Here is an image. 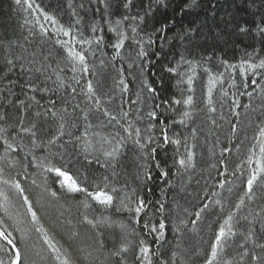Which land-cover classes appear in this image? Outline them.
I'll use <instances>...</instances> for the list:
<instances>
[{"label": "trees", "instance_id": "trees-1", "mask_svg": "<svg viewBox=\"0 0 264 264\" xmlns=\"http://www.w3.org/2000/svg\"><path fill=\"white\" fill-rule=\"evenodd\" d=\"M124 2L125 0H108L110 4L108 15L112 21L122 19L124 15L142 16L144 20L142 23L139 20L123 21V27L129 35H132V27L137 28L139 35L136 39L140 40V43L126 40L120 50V56H116L115 50L110 46L116 40L115 33L109 30V24L102 19L103 5L97 0H35V4L44 12L55 17L65 28H70L76 39L94 40L95 35L104 37V42L99 47L95 43L91 46L87 44L83 46L88 50L86 54L89 73L81 74L73 73L66 66L67 50L55 43L57 39L66 41L69 37L63 36L62 33L59 35L53 33L54 26L50 22H45L39 12L29 14L18 10L14 0H0V45H2L0 91L9 86L6 78L8 74L3 71V48L7 47L9 42L25 43L26 36L32 40L31 44L26 45L30 50H43L45 56L50 54L47 62L57 69V74L64 80L66 86L60 88L55 96L51 92L45 94L43 98L37 95L41 104L47 106L49 99L56 98L59 109L60 97L64 96L72 104L79 103L81 108L88 111L87 98L80 94V89L86 80H91L102 108H107L116 115L117 121L109 123L108 117L103 116L102 112L91 111L89 121L93 124V128L90 132H99L110 139L115 137L114 143L121 137L126 139L115 168H105L103 156L100 158L101 163L88 164L79 154L78 149L67 145V152L72 162L65 165V170L74 176L87 174L89 178L87 186L90 191L94 190L91 184L93 178L99 182L104 175H108L111 184L121 190L118 195L123 196L125 192L131 195L134 191L141 197L148 207V213L141 214V223L151 217L154 222L163 219L167 225L165 243L161 247L164 256H168L171 251L179 253L183 249H190L193 253L204 252L208 250L213 234L218 232V226L226 218L225 213L228 210L235 211L234 205L239 203V198L246 191L247 177L251 169L257 167L255 163L248 164V157L256 144L254 137H258L257 126H264V93L261 92L264 80L249 76V81L257 79V85L247 89L253 93L251 98L242 95L245 89L238 87L242 80L238 67L226 72L221 62L227 61L229 64L239 66L247 59V54H254L256 51L264 57V34H261L257 28V25L264 26V0H198V7L187 10L184 6L189 0H165L166 7L158 5L155 0H133L131 10L123 7ZM81 4L84 8L80 7ZM97 8L100 11H97ZM149 9H151L150 13ZM37 16L41 17L39 23L47 27L48 37L40 34L39 24L36 23ZM26 19L29 21L27 24ZM77 19L80 20L79 24L75 23ZM94 24H98L103 31L94 35L91 31ZM161 26H165V31L154 34V30ZM239 26L246 27L248 32H239ZM111 27H115V24L113 23ZM189 27L199 29L198 34L191 41L182 35ZM30 31L34 35L30 36ZM149 36L155 43H148ZM75 48L81 50L79 44H76ZM141 48L147 52V56L139 55ZM182 56L192 63H185L181 60ZM170 67L175 68L176 72H169ZM232 71H235L237 86H233V76L229 74ZM221 73L222 79L212 86V103L209 105V76H217ZM73 76L80 79L79 85L75 84ZM189 78L193 81L191 85L187 83ZM10 79L15 82L10 85L14 95L8 98L13 104L17 102V97L27 100L26 77L17 70L10 74ZM56 79L57 75H53L52 80ZM121 79L127 86L126 91H123L124 86L119 83ZM52 80L48 81L47 86L54 89L57 85L53 84ZM67 85L75 86L78 94L73 96ZM148 86L156 89V92L150 93ZM189 95L193 97L191 108L186 105L171 104V101L183 100ZM234 101H238L240 106L237 107ZM158 104L161 107L156 108ZM68 107L71 113V104ZM212 108L215 109L214 112L211 111ZM151 110L157 112L156 120H152L147 115ZM0 111L14 115L17 109L12 104H8L6 99H0ZM184 111H189L190 117H184ZM124 112L128 113L126 118L123 116ZM76 115H80L79 109L76 110ZM180 119H185L186 123L180 125L178 123ZM129 121L141 129V143H146L149 136L153 138V143L143 150L140 149L133 138L128 137L121 128V124L127 128ZM79 123L83 125V120L81 119ZM150 124L154 127L149 130ZM233 124L236 125L235 132H233ZM165 127L170 138L181 140L179 147L163 141L160 133ZM193 129H195L194 136ZM117 133L119 136L116 135ZM91 138L94 141L98 139ZM152 147L156 148V152L154 156L149 157L148 149ZM186 149L194 154L195 167L182 169L177 161L182 156L186 157ZM256 152L257 155L252 157L253 161L259 158L258 147ZM35 155L37 160L35 164L29 165L27 179L16 176L17 169H6V178L20 180L25 188V195L32 202L33 210H38L42 216L44 229H53L56 233L54 242H58V247L62 246L64 251L70 253L73 264H115L114 258L109 259V253L114 247L119 246L133 227L139 229L131 219V214L126 211L118 214L114 208L104 209L103 214H99L93 209V206L99 209V205L94 202H91L92 209L85 208V194H68L66 190L60 188L54 173H46L36 167L47 153L36 151ZM52 162L60 163L58 158ZM157 164L160 167H156ZM163 172H167L168 175L163 176ZM145 173L151 179H146ZM44 175H48L55 183L49 184L44 180ZM261 179H264V174ZM32 180H35L36 184H33ZM81 183L85 182L81 180ZM221 184L223 187H220ZM259 184L258 180L257 185H254L256 193L254 199L248 200L245 197L247 206L237 213L242 225L246 224L243 215H247L251 208L259 211L260 197L264 195V189L259 188ZM44 188L48 189V195H41ZM57 190H61L60 192L64 194L57 193L58 198L51 197L49 192H57ZM0 191L8 197L6 205L8 215H5L4 208L0 207V219L5 221L4 227L13 234L15 227L9 226L7 221L9 205H21L18 197L20 195L16 194L17 191L10 184H0ZM44 196L46 202L40 199ZM48 196L58 203L56 209L49 206L51 200ZM216 201L220 203L217 204ZM0 203H3V197H0ZM160 203H163L165 208L163 216L157 211ZM205 204L208 208L201 214V218L196 220L195 213ZM221 205L225 212H219ZM116 206H119L118 201ZM22 212L24 211L21 210L19 213ZM85 215L94 221H99L102 217H110L115 226L100 225L93 228L83 221ZM182 220L187 221L186 228L180 223ZM193 220H196L195 224L192 223ZM17 222L16 225L20 227L22 220L17 219ZM120 224L127 226V233L121 232ZM175 226L181 228V233L174 231ZM256 227L259 229L260 225L257 224ZM240 231L243 229H239L236 237L228 238L222 255L232 260L234 264H248V258L241 260L240 257L243 249L239 245L244 243ZM70 233L79 235L70 240ZM13 237L21 250L23 248L24 264H55L51 259L50 251L39 242L35 234V239L32 240L39 252L31 249L28 239L21 240L14 235ZM127 239L132 244V250L127 254V264H138V261H134L138 237L127 235ZM148 239L152 241V237ZM99 241H103V248L100 247ZM3 245L4 243L0 241V247ZM246 247L251 248L252 245L249 243ZM259 251L256 249L257 253ZM0 256H3V253H0ZM190 264H202L201 257L193 254Z\"/></svg>", "mask_w": 264, "mask_h": 264}, {"label": "snow or ice", "instance_id": "snow-or-ice-1", "mask_svg": "<svg viewBox=\"0 0 264 264\" xmlns=\"http://www.w3.org/2000/svg\"><path fill=\"white\" fill-rule=\"evenodd\" d=\"M99 4L103 5L102 19L109 24V30L115 33L116 40L111 43L110 46L115 50L116 56H120V50L124 47L126 40H134L137 44L140 40L136 37L139 35L137 28L132 27L131 33H129L123 27V21H137L141 23L144 20L142 16H129L124 15L122 19H117L115 21L111 20L108 15L110 4L108 0H97ZM158 5L167 6L165 0H155ZM15 5L18 10H22L26 13L39 12L43 17L45 22H50L53 27V33L59 35L63 34L65 37H69V40L55 41L59 44L61 48L67 50V56L65 57V64L73 73L80 72L81 74L89 73V63H88V52L84 49V45L87 44L91 46L93 43L99 47L104 42V37L102 35H95L102 32L103 29L99 27L98 24H94L91 28L92 33L95 35V39H76L73 37L71 29L65 28L63 25L59 24V21L44 12L39 5L35 4V0H14ZM72 5L70 4L69 7ZM133 6V0H125L123 7L125 9L131 10ZM198 0H189V3L184 6L185 10L191 7H198ZM84 8V5H80ZM213 8L215 5L212 6ZM100 11L99 8L96 9ZM151 9H149L150 13ZM146 13V14H149ZM75 15V13H73ZM40 16L36 17V23L39 24L40 34L42 36L48 37L49 32L45 24H40ZM25 23H29L26 19ZM76 24L80 23V20L75 21ZM115 27H111L112 24ZM257 28L261 34H264V26L257 25ZM165 31V26H161L154 30L155 33H163ZM238 31L241 33L248 32V29L244 26H239ZM199 32V29L194 27H189L184 33L189 41H191ZM29 35H34L29 32ZM25 43H13L9 42L8 46L3 48V71L8 74V85L3 91H0V99H6L8 104H12L13 107L17 109L16 113L13 115L11 113H6L5 111H0V149H2V154H0V184L11 185L20 195L23 200V204L27 207V214H30V223L34 226L35 231L40 233L43 239V243L47 246L50 251L51 259L55 264H73L70 253L64 251L61 247L57 246L53 238L49 236L48 232L44 229L43 225L40 224V217L37 212L33 210L32 202L29 197L25 195V188L22 186L20 180L6 178V169H17L16 176H22L24 179L28 178L27 171L29 165L35 164L37 157L35 155L36 151L46 152L47 155L43 156L39 164L36 167L43 169L44 172L54 173L55 177L59 181L60 188L66 190L68 194H85L86 200L84 202V207H91V202H95L99 206H102L105 210L115 209V211H126L131 214V219L135 221V225L139 226V229L133 227L130 233H127V226L120 224L119 228L121 232L127 233V235L137 236L135 250H134V261H138V264H190L191 257L193 254L201 257L202 264H234L232 260L226 259L222 255L223 249L227 245L228 238L236 237L239 229L240 235L243 237L244 243L240 244L239 247L243 249L240 253L241 260L248 258V264H264V195L260 197L261 203L258 205L259 211L256 208H251L247 215H243V220L246 224L240 223V218L237 213L241 212V209L246 207V200H253L256 193L254 191V185H257V181H260L258 185L259 188L264 189V179H261L262 174H264V126H257L258 137H254L256 144L251 150V155L248 157V164L255 163L257 167L252 168L249 176L246 180V191L244 195L239 198V203L234 205L235 211L228 210L225 213L226 218L218 226V232L213 234V240L209 244V248L204 252L193 253L190 249H183L181 252L171 251L168 256H164L161 253V247L165 243L167 227L165 221L160 219L158 222H154L151 217H148L141 223V214L148 213V207L145 201L138 195L133 193L130 195L125 192L123 196L118 195L121 191L111 184L108 175H104L99 182L95 178L92 179L91 184L94 190L90 191L87 182L88 175L81 174L80 176H74L69 171L65 170V165L72 162L70 155L67 152V145H71L73 148L78 149L79 154L83 156L84 161L88 164L101 163V156L105 157L103 166L105 168H115V163L119 158L121 149L123 147V142L126 137H121L119 141L114 143L115 137L110 139L108 136L101 135L99 132H90L93 128V124L89 121V112H102L103 116L108 117V122L117 121V116L113 115L107 108H102L100 103V98L96 93L91 80H86L84 86L80 89V94L87 98L86 107L81 108L79 103L72 104L66 97L61 96L59 103L61 107L57 109V99L52 98L48 100V105L45 106L41 104L40 99H37V95L41 98L45 94L55 93L59 91L60 88H64L65 83L62 78L57 74V69L53 68L52 64L48 63L49 56H45L43 50L37 51L35 49L30 50L27 44H31L32 40L28 36L25 38ZM142 39V38H141ZM148 43H155L152 37L149 36ZM79 44L81 50H76L75 45ZM2 47V45H0ZM94 54V53H93ZM140 56H147V52L141 48L139 52ZM210 59V58H208ZM181 60L185 63L191 64V60H185L182 56ZM224 70L227 72L230 69H239V75L242 77L241 83L238 87L245 89L242 95H247L252 97L253 93L247 91L251 86L257 85V79H251L249 81V76L259 77V79L264 80V57L260 56L259 51L254 54H247V59L242 61L239 66L234 64H229L227 61L221 62ZM78 65V67H77ZM26 77V87L27 100L19 99L17 97V102L13 104V101L8 97L14 95L11 91L10 85L15 83L10 79V74L16 71ZM63 71V69H60ZM169 72H176L175 68H168ZM208 71V69H205ZM233 76V86L235 84V71L229 73ZM57 75L56 80H52V76ZM223 74L217 76H209L208 80V104L211 105L212 100V86L218 80H221ZM52 80L53 84H56V88H49L47 83ZM75 84H80V79L73 76ZM123 85V91L127 90V86L123 79L119 81ZM187 83L191 85L193 83L192 78H189ZM71 90L73 96L77 95V88L72 85H67ZM150 93H155L156 89L148 86ZM23 91V86H22ZM261 92L264 93V86H261ZM30 93V95H29ZM227 95V93H225ZM162 103H169L168 101H162ZM237 107H239V102L234 101ZM71 104L72 111L69 112L68 105ZM174 105H186L189 108L193 105V97L191 95L187 96L186 99H175L171 101ZM90 105V107H88ZM156 108L161 107V105H156ZM79 109L80 115H76V110ZM211 111H215L214 108ZM147 115L152 119H157V112L151 110ZM191 113L189 111H184V117H190ZM239 115V113H237ZM126 118L128 116L127 112L123 113ZM83 120V125L79 123ZM180 125L186 123L185 119H180L178 121ZM215 123V121H213ZM154 125H149L148 129L153 128ZM81 128L83 130H81ZM121 128L127 133L128 137L133 138L136 145L140 149H145L149 144L153 143V138L148 137L146 143H141V129L135 127L131 121L128 122V127L124 128L121 124ZM236 130V125L233 124V132ZM161 136L164 142L172 143L176 146L181 145V140L179 138L172 139L168 135L167 128L161 129ZM119 136V133L116 134ZM192 135H195V129L192 130ZM91 137H97L95 141ZM108 146L107 148L105 146ZM258 147L259 158L253 161L252 157L257 155L256 148ZM55 149V150H54ZM64 149V151H60ZM156 148L152 147L148 149V156H154ZM186 157L182 156L178 159L177 163L180 168L187 169L189 167H195L194 154L186 149ZM31 158V159H30ZM59 159L60 163H53L52 161ZM147 159V157H146ZM147 165H145L146 167ZM156 167H160L159 164ZM115 175V172H113ZM163 176H167V172L162 173ZM243 175V173H241ZM62 178V179H60ZM146 179H151V177L145 173ZM47 177H45V180ZM81 180L85 183H81ZM33 184H36L35 180H32ZM223 187V184L220 185ZM45 191H48L45 188ZM50 196L57 198V192L51 191ZM0 197H3V203H0V207L4 208L5 215H8L7 203L8 197L0 191ZM90 198V199H89ZM118 201L119 206H116ZM217 204L220 201H216ZM208 208L205 204L200 211L195 213L196 220L201 218V214ZM157 211L161 216H163L165 208L164 204L160 203ZM221 212H225L223 205L220 207ZM12 219L11 216H8ZM196 220L192 223L195 224ZM83 221L96 228L100 225H107L108 227L115 226L111 221L110 217H102L99 221H94L89 219L87 215L83 217ZM185 228L188 226L187 221L182 220L180 222ZM5 221L0 219V241L4 242L3 247H0V264H24L25 253L18 246L17 240L13 237L12 232L8 231L4 227ZM259 224L258 229L256 225ZM239 226V228H238ZM15 231L21 233L20 239L25 240L27 236L22 228L19 226L15 227ZM176 233H181V228L179 226L174 227ZM79 234L70 233L69 239H75ZM102 235V234H101ZM127 235L124 237L123 241L118 247L109 253V259L115 260V264H127V254L132 250V244L127 239ZM148 237H152L150 242ZM251 244L252 247L248 248L246 245ZM99 245L103 248V241H99ZM179 247V246H178ZM259 249V253L256 252Z\"/></svg>", "mask_w": 264, "mask_h": 264}, {"label": "rangeland", "instance_id": "rangeland-1", "mask_svg": "<svg viewBox=\"0 0 264 264\" xmlns=\"http://www.w3.org/2000/svg\"><path fill=\"white\" fill-rule=\"evenodd\" d=\"M47 173V172H46ZM45 177H47V182L49 183V184H54L55 182H53V180H51L49 177H48V175H44V180H45ZM54 188H55V185H54ZM54 190V189H53ZM59 191V192H58ZM61 190H57V193H62V192H60ZM50 193V192H49ZM16 194L18 195V192H16ZM42 194H47L48 195V192L47 191H45V188L41 191V195ZM20 199H19V202H21V205L20 204H15V206H14V204L12 205H9V209H10V212H9V216H11L12 217V219H7V221L9 222V226H11L12 227V225H14V227H16L17 225V219H21L22 220V224H21V226H20V228H22L23 230H24V232H25V234H26V236H27V239H28V241L31 243V249L34 251V252H39L38 250H37V248L35 247V243L33 244V241L34 240H32V239H35L34 238V234L37 236V238H38V240H39V242L47 249V246L43 243V239H42V236H41V234L40 233H38V232H36L35 231V228H34V226L30 223V214H27V207H26V205H24L23 204V200H22V198L20 197V196H18ZM48 198L51 200L50 202H51V204H49L48 202V204H49V206L51 207V208H54V209H56V205H58V203L56 202V201H54L52 198H50L49 196H48ZM58 198V197H57ZM40 199H42V201H45L46 202V196H44V198L43 197H40ZM80 200V199H79ZM79 200H77V201H79ZM95 203V202H94ZM96 204V203H95ZM19 208H18V207ZM118 207V206H117ZM92 209V207H88V209ZM98 208L99 209H96V207L94 208V206H93V209L94 210H96V211H98L99 212V214H103V211H104V208H101V207H99L98 206ZM24 211V212H22V214H20L19 212L20 211ZM19 211V212H18ZM37 212V214H38V216L40 217V224L42 225V222H41V217L42 216H40V212L37 210L36 211ZM120 212H122V211H120ZM120 212H118V214L120 213ZM117 214V215H118ZM42 215V214H41ZM62 215H60V217H61ZM47 232H48V234H49V236L50 237H52L53 239L54 238H56V233L53 231V229L52 228H50V229H48V230H46ZM16 232V231H15ZM19 234L21 235V233L19 232ZM18 238H20L19 236H18ZM56 241V240H55ZM58 243V242H57ZM59 244V243H58ZM22 245V244H21ZM22 251H23V248H22ZM39 253H37V255H38Z\"/></svg>", "mask_w": 264, "mask_h": 264}, {"label": "bare ground", "instance_id": "bare-ground-1", "mask_svg": "<svg viewBox=\"0 0 264 264\" xmlns=\"http://www.w3.org/2000/svg\"><path fill=\"white\" fill-rule=\"evenodd\" d=\"M64 193L62 192V193H59V195H63ZM59 197V196H58ZM219 212H221V211H219ZM13 235L14 236H17L18 237V235H19V232L18 231H13ZM3 242V241H2ZM4 243V242H3Z\"/></svg>", "mask_w": 264, "mask_h": 264}]
</instances>
